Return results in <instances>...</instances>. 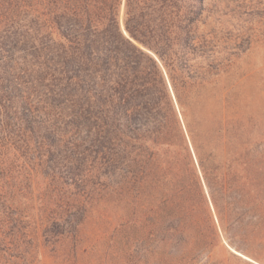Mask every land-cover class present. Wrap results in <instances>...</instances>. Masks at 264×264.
<instances>
[{
    "label": "trees",
    "instance_id": "trees-1",
    "mask_svg": "<svg viewBox=\"0 0 264 264\" xmlns=\"http://www.w3.org/2000/svg\"><path fill=\"white\" fill-rule=\"evenodd\" d=\"M220 2L0 0V193L49 206L31 235L78 238L107 189L124 251L144 245L123 262L210 264L223 238L261 240L264 180L229 154L234 115L193 109L232 54L209 22Z\"/></svg>",
    "mask_w": 264,
    "mask_h": 264
},
{
    "label": "rangeland",
    "instance_id": "rangeland-1",
    "mask_svg": "<svg viewBox=\"0 0 264 264\" xmlns=\"http://www.w3.org/2000/svg\"><path fill=\"white\" fill-rule=\"evenodd\" d=\"M220 5H226L227 13L214 14L209 22L212 24L218 18L215 32L223 39L218 42L217 50H231L232 54L219 74L194 89L200 99L193 109L206 117L207 122L215 116L224 118V112L234 115L236 134L229 154L249 158L255 170L253 175L261 174L259 178L264 180V0H221ZM222 149L215 152L217 158L228 155ZM14 160V173H17L24 165ZM105 192L108 190L89 208L76 239L31 235L33 222H39L36 212L45 215L49 206L38 202L39 206L31 212L27 191L20 197L26 200L24 204L20 200L9 204L11 201L0 193V264H137L134 262L140 253L135 255L133 263L123 262L120 254L115 253L144 252V245L137 242L124 251L126 240L117 226L122 222L119 217L123 209ZM249 220L246 217L243 225ZM20 226L23 229L19 230ZM260 237L247 250L250 253L236 250L222 237L226 248H217L214 254L217 262L212 260L210 264H264V230Z\"/></svg>",
    "mask_w": 264,
    "mask_h": 264
}]
</instances>
